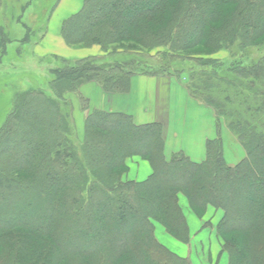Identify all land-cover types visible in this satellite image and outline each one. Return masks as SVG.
Masks as SVG:
<instances>
[{"label":"trees","instance_id":"trees-1","mask_svg":"<svg viewBox=\"0 0 264 264\" xmlns=\"http://www.w3.org/2000/svg\"><path fill=\"white\" fill-rule=\"evenodd\" d=\"M34 32L37 44L45 29ZM61 34L70 47L101 46L108 60L38 58L46 84L14 95L0 124V264H192L156 235L160 225L190 242L182 200L200 219L222 213L228 264H264V0H84ZM13 42L0 31V66ZM154 51L165 61L147 69ZM222 51L228 61L212 57ZM178 61L193 63L175 73L188 74L189 94L217 121L202 162L166 157V122L89 111L82 94L91 83L127 93L137 74L165 80ZM69 95L87 112L83 141ZM223 128L246 152L237 164L225 159ZM134 159L150 165L146 180L130 172Z\"/></svg>","mask_w":264,"mask_h":264},{"label":"crops","instance_id":"crops-1","mask_svg":"<svg viewBox=\"0 0 264 264\" xmlns=\"http://www.w3.org/2000/svg\"><path fill=\"white\" fill-rule=\"evenodd\" d=\"M83 3L84 0L61 1L47 25L48 30L44 43L38 47L39 49L37 48L36 52L40 56H46L51 52L56 54L54 51H45L50 49L47 45L49 39H52L57 44V49L61 51L57 52L58 57L67 60H79L100 55V52L98 54V51L95 50L97 48L72 50L66 45L61 34L63 23L78 13ZM186 83L185 78L168 77L163 80L152 75L137 74L132 77L131 88L127 93L109 94L104 92L99 85L91 83L82 88V94L90 102L89 111L102 109L127 114L133 118L137 125H147L158 121L166 122V157L169 159L174 153L183 151L192 161L202 162L206 159L208 140L215 139L219 135L216 117L211 108L191 97ZM75 115L78 129H84L83 124L87 112L83 113L78 106L75 107ZM223 137L225 139V135ZM245 155L244 148L238 142H235L230 149H227L226 144H224V156L227 163L237 164ZM128 165L130 172L140 181L146 180L152 173L150 165L141 159H134ZM182 204L186 207L185 216L192 235L191 243L184 244L174 239L166 233L162 226L161 232L158 231L160 227L156 226L158 239L161 240L160 234H164L166 238L168 236L173 238L176 251L163 244L181 257H192V254L196 252V242L202 240L201 244L205 245L206 250H209L210 246V252L213 254L210 256L211 258L206 259L209 261H202V257L196 255V264H228L225 255L220 257L221 241L215 237V227L220 222L222 213L213 208H208L204 218L200 219L188 210V203L185 200H182ZM208 220H212V229L204 227V223Z\"/></svg>","mask_w":264,"mask_h":264},{"label":"rangeland","instance_id":"rangeland-1","mask_svg":"<svg viewBox=\"0 0 264 264\" xmlns=\"http://www.w3.org/2000/svg\"><path fill=\"white\" fill-rule=\"evenodd\" d=\"M61 1L62 0H2V4L0 8V31L4 30L10 39L17 41V42H13L14 44L9 47V56L6 58L4 64L0 66V124L4 121L7 111L10 108L14 95L16 93L20 91H24L30 86L45 85L47 82L46 81L48 78L47 72L44 67L41 68L38 65L37 60L38 58H43V57H48V56H58L57 52L58 51L61 52V51L57 49L56 47L57 44L52 39H49L47 42V45L50 49H47L45 51L46 52L54 51L56 52V54H53L51 52V53H48V55L46 56L45 55L40 56L36 51L39 49L38 47L44 43V39H46V36H47L46 35L47 30H48L47 25L53 13L55 12L56 8L61 3ZM28 28L33 29V33L31 34L30 37H28L29 42H24V43L20 42L26 37ZM36 28L45 29L43 39L37 44H35V42L37 39H39L40 33L34 32ZM68 47L71 48L72 50L74 49L93 50L92 48H97L95 50L98 51V54L100 52V55L91 56V57H94V58L99 57L100 59L105 58L104 62L108 60L106 58V55H104V52H102L101 46H98V45L92 46L90 48H74L70 46ZM17 48L19 50L18 57H16L17 54H15ZM43 48H44V45H43ZM251 52L254 57L259 58L255 50H252ZM151 56H155V57H152V59L147 60L146 62L147 64H145L146 65L145 68L147 69L159 68V66H162V64L164 63L163 62L164 59L162 60L161 59L162 57L160 58L159 56H156V51H154L151 54ZM212 57L222 62L228 61L230 58V53L226 51H222V52L215 54ZM11 63L13 65L16 64L15 65L16 68H14L11 65ZM191 64L193 63H190L189 61H178L175 64H171V69H167V70H169L170 72L169 75L174 74L172 77H177L180 79L185 78L186 81L188 82L187 73H182L179 76L177 75V73H175V71H178V73L180 72V70H184L187 72L188 67ZM138 69L140 70L141 68H138ZM68 97L70 98V100H72V102H75L73 103L75 104V107L79 106L81 108L79 97H76L75 95L74 96L69 95ZM205 106L208 107L207 105ZM74 116L76 115L74 114ZM74 118L76 119V117ZM75 123H76L77 139L80 141H83L84 129H81V130L80 128L78 129V125H77L78 123L76 121ZM216 125H217V121H216ZM222 131H223V136L225 135L224 144H226L227 149L232 148L235 142H238V141L236 140L235 136H233L230 132L225 130V128H223ZM209 221L213 226L212 220H208V222ZM157 226L160 227L158 231L161 232L162 231L161 226L160 225H157ZM215 237H218L216 234V227H215ZM160 239H161L160 241L162 244L164 243L171 250L176 251V245H174L175 241L173 238L169 236L166 238L164 234H160ZM191 240H192V235L190 236V242L188 244L191 243ZM220 241L222 242L221 239ZM201 242L202 240L196 242L195 244L196 252L192 254V257L190 256V257H183V258H188L192 262V264H196L197 257H202L201 259L202 261H209L206 259L211 258L210 256L213 253L210 252V246H209V250H206L205 245L201 244ZM221 249H222V243H221ZM223 256L224 255L222 256L220 255V257H223Z\"/></svg>","mask_w":264,"mask_h":264}]
</instances>
